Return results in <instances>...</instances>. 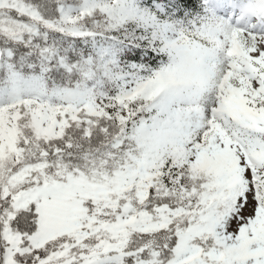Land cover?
<instances>
[{
  "label": "snow or ice",
  "instance_id": "snow-or-ice-1",
  "mask_svg": "<svg viewBox=\"0 0 264 264\" xmlns=\"http://www.w3.org/2000/svg\"><path fill=\"white\" fill-rule=\"evenodd\" d=\"M0 264H264V0H0Z\"/></svg>",
  "mask_w": 264,
  "mask_h": 264
}]
</instances>
